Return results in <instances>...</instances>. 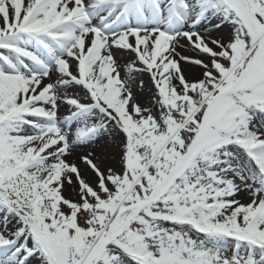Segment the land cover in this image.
<instances>
[{"label": "snow or ice", "instance_id": "obj_1", "mask_svg": "<svg viewBox=\"0 0 264 264\" xmlns=\"http://www.w3.org/2000/svg\"><path fill=\"white\" fill-rule=\"evenodd\" d=\"M0 264H264V0H0Z\"/></svg>", "mask_w": 264, "mask_h": 264}, {"label": "rangeland", "instance_id": "obj_2", "mask_svg": "<svg viewBox=\"0 0 264 264\" xmlns=\"http://www.w3.org/2000/svg\"><path fill=\"white\" fill-rule=\"evenodd\" d=\"M240 199L242 200V202H246L247 201V199H248V196H247V194L245 193V194H243L241 197H240Z\"/></svg>", "mask_w": 264, "mask_h": 264}]
</instances>
